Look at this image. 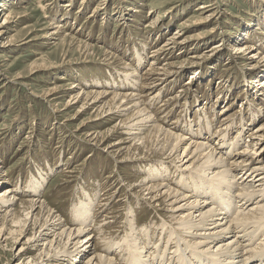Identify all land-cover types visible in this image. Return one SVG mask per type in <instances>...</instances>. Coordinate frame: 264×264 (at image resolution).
Listing matches in <instances>:
<instances>
[{
	"label": "bare ground",
	"instance_id": "6f19581e",
	"mask_svg": "<svg viewBox=\"0 0 264 264\" xmlns=\"http://www.w3.org/2000/svg\"><path fill=\"white\" fill-rule=\"evenodd\" d=\"M127 1L133 3L131 0H121V3ZM14 3L11 0H0V46L5 48L1 50L0 61L4 57V52L14 48L19 42L14 35L8 36L11 27L18 24L17 18L20 17H15L12 10H9V5H15ZM39 4L46 13L45 17L51 18L50 26L41 38H49L48 44L58 40L67 41L69 44L78 42L84 46V50L92 51L90 43L78 40L77 37L67 33L64 25L57 21L58 17L50 16L48 12L52 1L48 3L47 0H39ZM103 4L104 2L100 4L101 6H96L89 17H94L103 10ZM63 6L68 8L71 6V1ZM129 6L124 4L125 10H123L128 16L132 8ZM223 10L216 0H204L199 3L194 8V12L198 14L186 17L180 27L183 28L185 25L186 29L197 30L200 27L206 29L201 28L202 30L184 36H180L182 30L173 32L171 38V34L168 35V40L155 49L153 56L160 54L169 57L170 54L175 53V50H178L176 55L187 53L188 49L199 52L200 50L194 49L200 39L206 40L219 32L221 25L218 20ZM115 14L125 18L120 12ZM160 17L161 15H158L153 18L147 26L153 27ZM256 27L253 33L245 28L242 35L246 37H235L231 52V56L235 53L234 61L237 58L243 59L245 66L252 69L253 73L261 72L262 70L257 72L261 68L264 70V52H262L264 41L261 43L263 46L256 47L252 38L253 34L260 33L262 35L260 40H264V32L262 28ZM226 34L230 35L227 36L229 41L235 36L234 32ZM220 35L223 36L221 40L224 41V33ZM226 47L214 44L211 48L201 50L188 58L186 56V59L181 61L178 56V61L162 62L164 64L157 67L148 66L149 68L143 73H140L139 67L144 58L137 59L138 64L133 68L130 63L119 60L115 54L104 51V63L121 69L119 71L123 76L120 81L114 78L106 83L109 87L102 84L103 88L98 90L84 89L81 84L68 80L69 76L66 74L60 75L57 81H52L43 99L52 105L55 114L62 115L65 117L64 121H69L79 118L85 112H91L90 118L74 129V134L80 135L83 142L92 150H102L112 155L116 163L159 157L161 165L155 169L156 173L131 180L120 176L113 178L114 182L112 180L111 182L125 186L124 191L128 199L133 197L139 201H147L150 206L156 208L161 223L134 230L135 217L130 211H126L130 232L117 243L109 244L111 240L107 241L106 236L105 238L100 236V240L97 237L99 229H96V223L101 212L97 214L90 211L94 206V199L87 202L80 201V207L72 210L74 214L70 222L56 213L57 211L55 212L45 200L33 195L44 182L42 175L39 180L37 177L31 181L29 179L26 185L28 193L26 191L21 193L15 185L6 186L8 182L0 178V241L4 244L2 246L8 247L11 242V248L14 250L15 245L22 241V236L30 231L27 240L19 248L17 247V254L24 255L38 249L32 259L42 263L53 259L52 264H61V260H66L68 264H126L127 262L128 264H248L251 260L257 259L253 264H264V143H262L264 123L250 134L255 147L252 150L245 146L239 149L235 148L240 145L241 141L237 140L239 136L234 139L235 141H229L227 135H219L216 141L210 143L209 138L216 137L219 130H213L211 134L210 130H207L210 129L208 121L206 127L204 124L201 125V130L195 133L192 132L191 124L188 128L191 135L175 131L179 125L166 127L160 122L161 118L156 112L149 110L152 107L148 105L150 102L156 104L162 91L170 89L178 82L185 67H192L195 70L190 73L193 81L198 68L200 69L201 61L221 53L220 51ZM57 66L59 65L41 63L32 68L31 73ZM5 78L0 69V82ZM67 81L69 82L65 83ZM248 82L249 87H256L258 92L264 90V78L258 80V77H251ZM87 86L91 84L87 83ZM247 89L249 90L248 87ZM67 94L69 99L60 106L59 100ZM228 94L224 93V96L227 97ZM148 96L153 98L150 102L147 101L151 99H148ZM78 104L80 106L77 112L68 117L67 112ZM230 117L228 115L225 120L229 121ZM206 120L209 118L207 117ZM111 121H114V124L110 128L105 131L99 129L102 125H106L104 123H112ZM204 130L208 134L206 140L200 137V134L204 135ZM115 133H119L120 137L112 139L111 135L114 136ZM170 164H173L176 170H172ZM117 190L118 188L114 192L116 198L119 197L118 194L122 189L118 192ZM20 193L30 198H18L17 195ZM121 201L122 199H118L117 202ZM17 202H19V211L14 207ZM96 209L94 211H97ZM103 220L105 223L114 222L107 215ZM87 231H92L95 235L90 234L85 239H80ZM94 237L95 240L100 241V245L98 248L95 246L93 254L89 255L92 248H84V245L90 243ZM162 241H164L163 245ZM147 243L149 246H146ZM110 251H113V255H110ZM81 257L87 258L84 261L80 260ZM119 258L122 261H118Z\"/></svg>",
	"mask_w": 264,
	"mask_h": 264
},
{
	"label": "rangeland",
	"instance_id": "374dc122",
	"mask_svg": "<svg viewBox=\"0 0 264 264\" xmlns=\"http://www.w3.org/2000/svg\"><path fill=\"white\" fill-rule=\"evenodd\" d=\"M11 1L15 2V5L8 4L9 10H12L15 17H20L17 18L18 24L12 26L8 33V36L14 35L19 42L14 48L5 51L0 61L2 75L6 77L0 82V178L8 182L6 186L14 187L15 185L21 193L25 191L28 193L26 185L29 179L31 181L37 177L39 180L42 175L44 182L33 195L45 200L55 209V212L57 211L56 213L70 222L74 214L72 210L80 207V201L87 202L94 199V206L90 211L97 214L101 212L96 223V229H99L97 237L105 238L106 236L107 241L111 240L109 244L117 243L130 232L126 211H130V214L135 217L134 230L161 223L156 208L150 206L147 201H139L133 197L128 199L124 191L125 186L113 183V180L120 176L131 180L156 173L155 169L161 165L159 157L116 163L112 155L102 150H92L83 142L80 135L74 134V129L86 122L91 112H85L77 119L64 121L65 117L55 114L52 105L43 99L50 83L57 81L62 74L68 75V80L81 84L87 90L102 89V84L105 86L114 78L120 81L123 76L119 71L121 69L104 63V51L115 54L119 60L130 63L133 68L138 64L137 59L144 58L139 67L140 73H143L149 68L148 66L157 67L165 62L179 59L181 61L186 59V56L188 58L201 50L211 48L214 44L220 47L227 46L220 51L221 53L201 61L200 69L198 68L193 81L190 73L195 70L192 67H185L178 82L170 89L162 91L156 104L150 102L153 98L148 96V99L151 98L147 100L150 102L148 105L152 107L149 110L156 112L164 126L171 128L179 125L178 129L174 128L177 132L191 135L188 129L191 124L192 132L195 133L201 130V125L204 124L206 127V121H208L210 129L207 130H210L211 134L213 130H219L216 137L209 138L210 143L216 141L219 135H227L229 141H235V138L239 136L237 140L242 143L240 142V145L235 148L240 149L245 146L252 150L255 147L250 134L264 123V90L258 92L256 87H249L248 80H251V77L263 79L264 70L261 68L257 71L262 70L261 72L253 73L252 69L245 66L243 59L237 58L234 61L235 53L231 56V52H233L235 37H246L242 35L245 28L253 33V29L258 26L264 32L263 0H216L224 9L218 20L221 25L219 32L206 40L200 39L198 46L194 49L200 50L199 52L188 49L187 53L176 55L178 50H175V53L170 54L169 57L167 55L162 57L160 54L154 57V51L168 40V35L171 34V38L175 31L182 30L180 36H184L205 28L200 27L196 30L186 29L185 25L183 28L180 27L186 17L198 14L194 12V8L204 0H131L133 3L128 1V3H121V0H47L48 3L52 1L48 12L50 16L58 17L57 21L64 25L67 33L77 37L78 40L90 43V49H92L90 52L84 50V46L78 42L69 44L67 41L58 40L48 44L49 38L44 39L41 36L50 26L51 18L45 17L46 13L41 9L39 0ZM70 1L71 6L68 8L63 6ZM103 2V10H101L103 12L99 11L98 15L89 17L96 6H101ZM124 4L132 7L129 10V16L123 12ZM118 12L125 15V18L118 17L115 14ZM158 15H161L159 19L157 18L158 23L148 27L150 21ZM231 32H234L235 36H232L229 41L227 36L230 35L225 33L232 34ZM221 33H224V41L221 40L223 37ZM260 35V33L252 35L256 47L264 41L260 40L262 39ZM4 49L0 46V53ZM41 63H53L59 66L31 73L32 68ZM87 83L91 86H87ZM106 87H109L108 84ZM176 93L179 94V98L175 96ZM224 93L229 94L225 97ZM67 99H69L68 94L59 100V105L64 104ZM79 106L80 104L70 109L67 116H73ZM225 115L231 116L229 121L225 120ZM207 117L209 120H206ZM111 122L104 123L106 125H102L99 129L105 131L114 124V121ZM203 132L204 135L200 134V137L206 140L208 134L205 130ZM111 136L112 139H117L120 134L115 133ZM170 166L172 170H176L173 164ZM177 171L179 172V169ZM117 188L122 189L118 198L114 196ZM21 193L17 195L18 198H30ZM118 199L122 201L117 202ZM18 206L19 202L14 204L19 211ZM95 209L97 211H94ZM106 215L114 222H103ZM105 224L106 226H102ZM30 234L31 232L28 231L25 236H22V241L15 245L14 250L11 248V242L8 247H4L0 241V264H52L53 259L47 263L32 259L38 249L24 255L17 254V247L19 248ZM90 234L95 235L92 231H87L81 235L80 239H85ZM148 243L146 246H149ZM163 244L164 241H162ZM98 245L100 241L95 240L94 237L90 243L84 245V248H92L90 255L93 254V248L95 246L98 248ZM112 252L110 251V255H113ZM87 257H81L80 260L85 261ZM256 260L253 259L248 264H253ZM61 264H68V262L61 260Z\"/></svg>",
	"mask_w": 264,
	"mask_h": 264
}]
</instances>
